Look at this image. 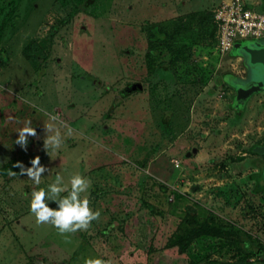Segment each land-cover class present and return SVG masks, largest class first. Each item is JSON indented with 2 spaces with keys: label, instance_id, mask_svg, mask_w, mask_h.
Masks as SVG:
<instances>
[{
  "label": "rangeland",
  "instance_id": "rangeland-1",
  "mask_svg": "<svg viewBox=\"0 0 264 264\" xmlns=\"http://www.w3.org/2000/svg\"><path fill=\"white\" fill-rule=\"evenodd\" d=\"M232 1L0 0V264H264V189L247 178L263 164V99L239 118L228 109L223 77L248 72L219 52L213 21ZM151 26L170 43L150 45ZM131 84L141 91L121 95ZM49 115L64 125L56 153L43 147ZM26 121L37 136L25 150ZM36 156L39 185L15 167ZM56 174L90 180L100 211L67 242L29 209Z\"/></svg>",
  "mask_w": 264,
  "mask_h": 264
},
{
  "label": "clouds",
  "instance_id": "clouds-1",
  "mask_svg": "<svg viewBox=\"0 0 264 264\" xmlns=\"http://www.w3.org/2000/svg\"><path fill=\"white\" fill-rule=\"evenodd\" d=\"M49 121L44 125L46 133L43 141V147L46 152L56 153L64 144V136L60 131V127L55 123L57 117L49 115ZM18 136L15 143L22 149L26 150L28 137H36L35 128L31 126V121H26L25 125L17 130ZM71 128H67V134L71 135ZM32 167L25 168L21 163L17 162L15 167L20 168L21 175L26 174L29 180L35 185L41 183V174L48 171L40 164V157L36 156L30 161ZM17 174V173H13ZM91 187V181L81 176L74 174L65 183L64 178L60 174L55 175L54 183L48 185L47 190L40 189L32 192L29 209L36 218V223L50 224L55 227L59 234L65 236L67 242L68 237L65 234H75L78 231H86L91 227V222L98 220L100 211H93L90 208V201L86 194ZM67 193L66 195H61ZM54 201L58 208H50L46 201ZM87 264H107L100 259L88 261Z\"/></svg>",
  "mask_w": 264,
  "mask_h": 264
},
{
  "label": "water",
  "instance_id": "water-1",
  "mask_svg": "<svg viewBox=\"0 0 264 264\" xmlns=\"http://www.w3.org/2000/svg\"><path fill=\"white\" fill-rule=\"evenodd\" d=\"M262 11L264 13V2L262 3ZM230 56L239 57L242 66L248 72V80L244 83L235 82L233 76L229 74L222 79L235 93L230 109L234 110L236 115H239L249 97L254 94H261L264 98V40L259 43L256 41L236 43L231 49ZM140 91L141 86L139 84H131L121 92V95ZM254 151L264 154V146L256 147ZM195 152V149L190 151V153ZM188 155L187 153L186 156ZM262 180L264 182V171Z\"/></svg>",
  "mask_w": 264,
  "mask_h": 264
},
{
  "label": "built area",
  "instance_id": "built-area-1",
  "mask_svg": "<svg viewBox=\"0 0 264 264\" xmlns=\"http://www.w3.org/2000/svg\"><path fill=\"white\" fill-rule=\"evenodd\" d=\"M213 21L222 55L230 52L235 41L264 37V13L247 8L241 0L223 4L214 12Z\"/></svg>",
  "mask_w": 264,
  "mask_h": 264
},
{
  "label": "flooded vegetation",
  "instance_id": "flooded-vegetation-1",
  "mask_svg": "<svg viewBox=\"0 0 264 264\" xmlns=\"http://www.w3.org/2000/svg\"><path fill=\"white\" fill-rule=\"evenodd\" d=\"M264 2V0H258V7H260V9L262 10V3ZM263 13V12H262ZM264 40V37H262V38H259V39H257V40H253V39H246V40H242V41H235L234 43H233V45L235 44V43H241V42H246V41H256V42H260V41H263ZM233 45H232V47H233ZM241 64H242V61H241ZM242 68H243V71H242V74H246V72H247V70L242 66ZM230 75V74H229ZM234 95H235V93H234ZM234 95H233V97H234ZM258 95H260L261 97H262V95L261 94H258ZM233 97H232V99H233ZM232 99H231V102H230V104H229V106H228V109L230 110V112L233 114V116L234 117H236L237 115L235 114V111L234 110H231L230 109V105H231V103H232ZM262 103L260 104L261 105V107H262V109H264V98L262 97ZM245 105V104H244ZM243 111H244V106H243V109H242V113H243ZM242 113L240 114V115H238L239 117L242 115ZM264 145H262V146H260V147H263ZM256 148V147H255ZM255 152V151H254ZM257 155H258V157L259 158H263V164H262V166H261V168L258 170L257 168H258V165L260 164V160L257 158H254L255 160H253V162H251V165H252V167H253V173L252 174H250L251 176H252V182H253V189L256 187V188H261V189H264V182H263V180H262V173H263V171H264V154H259V153H257ZM259 182L261 183V186L260 185H258L259 184ZM258 183V184H257Z\"/></svg>",
  "mask_w": 264,
  "mask_h": 264
},
{
  "label": "trees",
  "instance_id": "trees-1",
  "mask_svg": "<svg viewBox=\"0 0 264 264\" xmlns=\"http://www.w3.org/2000/svg\"><path fill=\"white\" fill-rule=\"evenodd\" d=\"M11 4H14V1H12ZM259 12H261V9ZM168 36H169L168 33L161 31L157 26H151L148 29L147 40H148V43L150 45L151 44H157V43L168 44L171 41ZM168 40H170V41L168 42ZM40 72H42V71H40ZM40 72H37L36 74L41 75ZM236 118H239V116H236ZM247 178L249 180H252L251 175H249ZM201 233H202V230L200 228H196L195 230L192 231V235L190 238H196ZM180 250L182 251V249H180ZM256 250H258V248ZM255 251L253 252V254H258V252H255Z\"/></svg>",
  "mask_w": 264,
  "mask_h": 264
}]
</instances>
